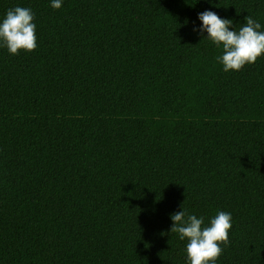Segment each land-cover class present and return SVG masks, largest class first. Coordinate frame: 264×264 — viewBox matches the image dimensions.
<instances>
[{"label":"trees","instance_id":"1","mask_svg":"<svg viewBox=\"0 0 264 264\" xmlns=\"http://www.w3.org/2000/svg\"><path fill=\"white\" fill-rule=\"evenodd\" d=\"M51 3L0 0L37 37L0 44V264H189L180 210L231 213L216 264H264V56L225 72L198 31H264V0Z\"/></svg>","mask_w":264,"mask_h":264},{"label":"clouds","instance_id":"2","mask_svg":"<svg viewBox=\"0 0 264 264\" xmlns=\"http://www.w3.org/2000/svg\"><path fill=\"white\" fill-rule=\"evenodd\" d=\"M62 0H52L51 7L60 9ZM201 21L199 32L207 33V39L217 48H222V55L217 57L225 72L241 71L246 65L254 64L264 56V31L261 24L250 16H245L246 23L239 31L229 30L232 21L222 19L213 11L198 14ZM34 13L25 7L9 9L0 20V44L11 55L21 51L32 52L37 47ZM197 31V29H193ZM183 210L171 214V232L177 233L181 241L187 240L185 252L189 264H216L227 247L229 231L232 227L231 213L219 211L205 226L203 217L187 215Z\"/></svg>","mask_w":264,"mask_h":264}]
</instances>
